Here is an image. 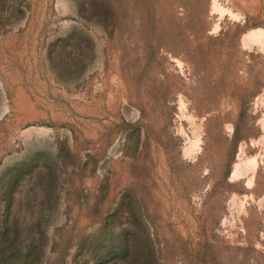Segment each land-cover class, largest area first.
<instances>
[{"label": "rangeland", "instance_id": "374dc122", "mask_svg": "<svg viewBox=\"0 0 264 264\" xmlns=\"http://www.w3.org/2000/svg\"><path fill=\"white\" fill-rule=\"evenodd\" d=\"M0 264H264V0H0Z\"/></svg>", "mask_w": 264, "mask_h": 264}]
</instances>
